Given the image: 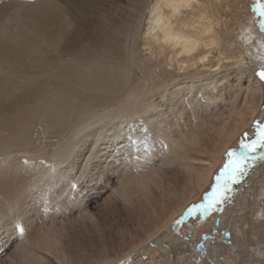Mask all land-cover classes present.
Returning a JSON list of instances; mask_svg holds the SVG:
<instances>
[{
	"label": "bare ground",
	"instance_id": "1",
	"mask_svg": "<svg viewBox=\"0 0 264 264\" xmlns=\"http://www.w3.org/2000/svg\"><path fill=\"white\" fill-rule=\"evenodd\" d=\"M10 3L0 9L8 264H264V157L244 147L264 127V0ZM86 148L83 174L113 157L103 165L129 221L115 248L48 222L50 202L82 206L68 178ZM232 149L238 182L234 166L222 171Z\"/></svg>",
	"mask_w": 264,
	"mask_h": 264
},
{
	"label": "rangeland",
	"instance_id": "2",
	"mask_svg": "<svg viewBox=\"0 0 264 264\" xmlns=\"http://www.w3.org/2000/svg\"><path fill=\"white\" fill-rule=\"evenodd\" d=\"M10 1L12 0H0V9L12 5ZM261 71H264V67H258L255 70L259 76ZM262 82L264 87V79H262ZM256 122L254 120L252 125L242 132L238 140H245L249 133L258 127ZM109 151L112 152L113 150ZM86 152L87 148L83 150L80 160L73 165L72 176L68 178V185L74 190L71 197L73 198L74 193L77 192L76 194L79 196V200L84 204L82 203V206L79 208L73 207L74 209H71L69 206V209H63L61 205L55 206L54 203L52 204L50 202L49 205L55 209L51 217L52 219L50 218L48 222L53 225L56 231L67 235L68 238H74L80 241H89L92 239L97 242L98 236L103 234L109 246L115 248L118 244V235L124 228H129V221L127 220L126 206L116 191L118 179L103 165L105 163L103 159L111 162L113 161V157H106V155L101 154L99 158L102 160H93L92 165L83 174L82 161L84 162V157L89 151ZM157 159L158 155H155V161ZM23 160L27 164L31 162V159L28 158H23ZM24 161L23 163H25ZM233 166L236 167V165ZM94 168H97L98 172H94ZM0 231V264H8L9 259L6 258V255H10L11 259L14 257L15 242L9 238L8 233L4 234L2 230Z\"/></svg>",
	"mask_w": 264,
	"mask_h": 264
},
{
	"label": "snow or ice",
	"instance_id": "3",
	"mask_svg": "<svg viewBox=\"0 0 264 264\" xmlns=\"http://www.w3.org/2000/svg\"><path fill=\"white\" fill-rule=\"evenodd\" d=\"M179 3L181 6L183 7H188L191 3V0H179ZM262 15H264V13H261ZM262 26H264V21H261ZM260 76L262 79H264V71H261ZM261 145H264V127H260L259 129V140H253L251 142V144L249 145H244V147L249 148L251 151L255 152L256 149L258 147H260ZM228 163L224 165V168L222 169V171L227 172L230 168L233 167V165H236V167L233 169V173H232V178H233V182H238L237 177L239 175L243 174V169L241 168L240 164L237 163L236 160L233 159L234 157V153L229 151L228 153ZM219 177H217V181H219ZM218 191L217 187H213V195L216 194V192ZM218 201H214L213 204L217 203ZM213 204H210L209 206H213Z\"/></svg>",
	"mask_w": 264,
	"mask_h": 264
},
{
	"label": "water",
	"instance_id": "4",
	"mask_svg": "<svg viewBox=\"0 0 264 264\" xmlns=\"http://www.w3.org/2000/svg\"><path fill=\"white\" fill-rule=\"evenodd\" d=\"M244 141V140H243ZM262 146V152H259L258 154L261 156V157H264V145H261ZM231 152H233L235 155L233 157V159H238V155H236V152L234 149L231 150Z\"/></svg>",
	"mask_w": 264,
	"mask_h": 264
}]
</instances>
